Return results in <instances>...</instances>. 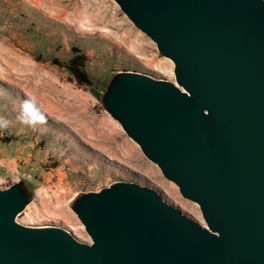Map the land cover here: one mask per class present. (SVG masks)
I'll return each instance as SVG.
<instances>
[{"label": "water", "instance_id": "95a60500", "mask_svg": "<svg viewBox=\"0 0 264 264\" xmlns=\"http://www.w3.org/2000/svg\"><path fill=\"white\" fill-rule=\"evenodd\" d=\"M174 65L175 83L120 72L104 108L206 226L153 189L76 196L90 243L15 221L0 190V264H264V0H114Z\"/></svg>", "mask_w": 264, "mask_h": 264}, {"label": "rangeland", "instance_id": "374dc122", "mask_svg": "<svg viewBox=\"0 0 264 264\" xmlns=\"http://www.w3.org/2000/svg\"><path fill=\"white\" fill-rule=\"evenodd\" d=\"M74 48L85 57L88 85L64 67ZM173 70L114 0H0V117L11 121L0 129V190L20 183L29 198L15 221L59 227L90 243L73 210L76 196L129 182L206 226L199 206L181 196L104 108L116 74L176 84ZM31 96L47 120L35 128L16 119ZM126 147L149 168L128 160Z\"/></svg>", "mask_w": 264, "mask_h": 264}, {"label": "clouds", "instance_id": "9594fccd", "mask_svg": "<svg viewBox=\"0 0 264 264\" xmlns=\"http://www.w3.org/2000/svg\"><path fill=\"white\" fill-rule=\"evenodd\" d=\"M21 124L35 128L37 125H44L47 123L46 117L37 107L35 96L25 99L21 104V111L16 118ZM11 121L4 117H0V129H7Z\"/></svg>", "mask_w": 264, "mask_h": 264}, {"label": "trees", "instance_id": "16d2710c", "mask_svg": "<svg viewBox=\"0 0 264 264\" xmlns=\"http://www.w3.org/2000/svg\"><path fill=\"white\" fill-rule=\"evenodd\" d=\"M73 57L69 60V62L64 66L71 73V75L75 78L76 82L79 85L82 84H90L88 76L83 69V65L85 62V57L79 52L78 49H73ZM53 64L60 65L56 59L51 61Z\"/></svg>", "mask_w": 264, "mask_h": 264}, {"label": "bare ground", "instance_id": "6f19581e", "mask_svg": "<svg viewBox=\"0 0 264 264\" xmlns=\"http://www.w3.org/2000/svg\"><path fill=\"white\" fill-rule=\"evenodd\" d=\"M127 148V147H126ZM128 148H130V147H128ZM127 148V149H128ZM120 149V148H119ZM131 149V148H130ZM118 150V149H117ZM125 152V151H124ZM116 152H114L113 154H115ZM126 154V157H127V159L128 160H133L134 162H137V163H139L142 167H145V168H149V165L144 161V160H142L136 153H135V151H132V149H131V151L128 149L126 152H125ZM133 155H135L134 156V158L135 159H133ZM100 158V157H99ZM95 159H96V157H95ZM99 160V159H98ZM98 160H97V162H98ZM98 164V163H97ZM98 168V167H97ZM96 170H98V169H96ZM95 171V170H94ZM96 172V171H95ZM168 188V187H167ZM169 189V188H168ZM170 190V192L171 193H174L171 189H169ZM60 216V215H59Z\"/></svg>", "mask_w": 264, "mask_h": 264}]
</instances>
